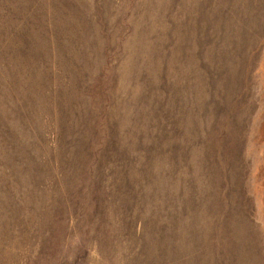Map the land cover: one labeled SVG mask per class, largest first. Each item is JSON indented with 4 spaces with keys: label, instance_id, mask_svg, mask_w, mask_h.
I'll return each mask as SVG.
<instances>
[{
    "label": "rangeland",
    "instance_id": "obj_1",
    "mask_svg": "<svg viewBox=\"0 0 264 264\" xmlns=\"http://www.w3.org/2000/svg\"><path fill=\"white\" fill-rule=\"evenodd\" d=\"M0 264H264V0H0Z\"/></svg>",
    "mask_w": 264,
    "mask_h": 264
}]
</instances>
